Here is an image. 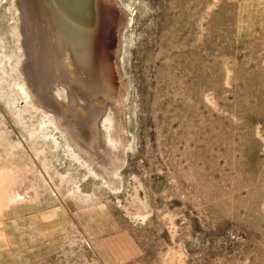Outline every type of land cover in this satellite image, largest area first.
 Returning <instances> with one entry per match:
<instances>
[{"label":"rangeland","instance_id":"rangeland-1","mask_svg":"<svg viewBox=\"0 0 264 264\" xmlns=\"http://www.w3.org/2000/svg\"><path fill=\"white\" fill-rule=\"evenodd\" d=\"M109 2L110 174L50 123L71 112L36 105L16 0H0V264H264V0Z\"/></svg>","mask_w":264,"mask_h":264},{"label":"bare ground","instance_id":"bare-ground-1","mask_svg":"<svg viewBox=\"0 0 264 264\" xmlns=\"http://www.w3.org/2000/svg\"><path fill=\"white\" fill-rule=\"evenodd\" d=\"M97 1L104 3L110 0H16L22 21L21 35L27 61L23 68L16 66L15 70L23 74L31 85L38 107L52 113L61 112L62 116L59 115L61 119H65L64 110L71 112V121L66 120L62 126L54 115H48L50 123L69 135L79 151L91 153L93 150L99 154L107 173L110 174L118 159L115 152L118 143L108 137L106 144V141H103L102 130L114 131L116 133L114 135L118 136L117 140L122 142L123 137L120 131H117L122 119L120 117L122 94L117 92L111 77V65L102 35L104 24L107 22V11L95 12L100 6ZM30 26L35 27L34 31L30 32ZM52 32L55 33L52 36V39H55L53 42ZM65 46L71 53L73 79L63 70L64 58L67 55ZM81 72L85 78L79 77ZM22 89L18 90L20 97L17 104L27 106L33 97ZM66 97L68 102L65 103L62 100ZM56 99L64 103H57ZM95 100L103 102L104 107L103 105L102 108L96 107L97 105L94 107L92 104ZM79 103L87 107L85 108L90 114L89 119L77 116ZM40 129L41 127H38L34 132L37 133ZM74 156L78 158V154ZM84 162L87 166L92 165L85 159Z\"/></svg>","mask_w":264,"mask_h":264}]
</instances>
